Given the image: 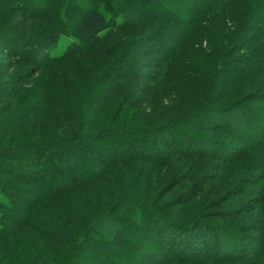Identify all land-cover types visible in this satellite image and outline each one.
Masks as SVG:
<instances>
[{"label": "trees", "instance_id": "obj_1", "mask_svg": "<svg viewBox=\"0 0 264 264\" xmlns=\"http://www.w3.org/2000/svg\"><path fill=\"white\" fill-rule=\"evenodd\" d=\"M80 1L0 0V264H264V224L181 215L146 201L147 180L126 196L117 174L166 161L145 148L194 157L239 131L264 152V0ZM104 1L129 19L110 26ZM213 18L221 35L199 39ZM202 40L210 71L183 61Z\"/></svg>", "mask_w": 264, "mask_h": 264}, {"label": "rangeland", "instance_id": "obj_2", "mask_svg": "<svg viewBox=\"0 0 264 264\" xmlns=\"http://www.w3.org/2000/svg\"><path fill=\"white\" fill-rule=\"evenodd\" d=\"M79 3H81L80 0ZM102 4L105 7L110 26L114 22L117 24L119 20L129 19L130 11H128V9H123L120 4L117 7L114 3L110 5L108 1H104ZM155 6L156 4H154V6L153 4H141L143 10H145V8H154ZM232 12L236 13L237 7H233ZM207 20L208 21L203 25L211 24L203 26L204 28L199 31L201 36L198 37L199 39L203 37L209 41L207 37L211 36L207 34L211 32L216 38L218 35H221V26L216 18H213L212 21H209V19ZM246 36L249 35L246 34ZM70 37L71 36H64L60 38L58 44L59 50L68 43V40L72 39ZM195 47L201 49L203 55H199L198 60L193 61L184 58L183 61L188 64V67L190 66L192 68V65H194L199 71H210L211 64H206L204 62L205 60L203 61L204 53H206L204 50L207 49L206 41L204 42L202 40L201 43ZM211 48L213 51H216L221 48V45L216 43L215 40V42L212 43V47L209 46L208 50ZM239 53L245 52L240 51ZM142 61L146 64V67L141 69L142 72L156 73L160 71L156 65H152L154 62L153 58H145ZM12 65L15 66V64ZM18 68L23 69L24 67L16 65L12 72H10V75H14ZM32 68L34 67L29 66L24 69L31 71L33 70ZM260 89H264V86H261ZM254 101L257 103H264V100L255 99ZM166 103L171 105L170 101H166L165 104ZM173 103L176 106L179 105V102L176 100ZM150 110L152 111V109ZM167 117L168 115L163 118ZM192 129L195 131L194 127H192ZM197 133L201 135H213L211 132L209 134L207 130H200L197 131ZM216 137L223 138L224 136L219 134ZM228 141H231L229 147L223 146L220 149L218 147L215 148L206 145L201 150H192V152L196 154L194 157L181 154L178 155V152H174L176 150L173 149L171 145H169L166 150L161 151L156 148H145L147 153L153 156L152 158L159 160L166 157L167 159L164 163L160 164L136 162L118 167L117 174L122 178V185L127 188L125 192L127 194L126 196H132L134 193L136 195L142 194L141 185L144 184L138 182L147 180V186L151 190V194L146 199L147 202L159 204L166 203L172 207L180 205L179 208L176 209L181 210V215L183 214L185 216L184 211H188V214L189 211H191L192 214L206 215L204 221L210 223L217 224L226 222L236 224L237 221H240V223L247 224L248 221H257L258 225L261 226L264 224V169H256L257 166L255 165H260L257 164V162H261L260 158L264 152L261 153L258 148L255 149L254 147L251 149L244 147V144H248L249 139L246 135L242 136L241 131L229 138ZM240 141L242 143L244 142L241 144L243 146H235V143ZM234 149H243L245 151L243 153L244 156L241 154V158L237 159L238 164L233 162L225 163V161L220 160L223 157L227 158L231 156ZM247 149L250 151L246 153ZM182 151L188 152L183 148ZM126 153L131 154L133 152L127 149ZM259 174H262L260 178L255 177ZM92 187L98 189L99 186L98 184H94ZM131 188H133L132 191L130 190ZM136 195L134 196L137 197ZM181 203L183 204L181 205ZM116 212L117 209L114 213ZM241 212L244 214L240 216L239 214ZM124 217L125 215L121 214L118 216V219L123 220ZM126 219L129 221L128 218ZM247 231L252 233V230L247 229ZM255 233L259 235L261 231L256 230ZM252 242L255 243V241ZM38 264H43V261H39Z\"/></svg>", "mask_w": 264, "mask_h": 264}]
</instances>
